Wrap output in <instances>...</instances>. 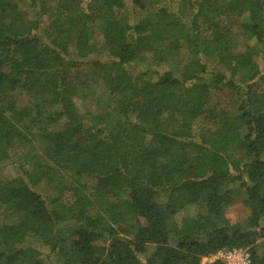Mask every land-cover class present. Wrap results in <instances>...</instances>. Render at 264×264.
Returning a JSON list of instances; mask_svg holds the SVG:
<instances>
[{
	"label": "trees",
	"instance_id": "trees-1",
	"mask_svg": "<svg viewBox=\"0 0 264 264\" xmlns=\"http://www.w3.org/2000/svg\"><path fill=\"white\" fill-rule=\"evenodd\" d=\"M0 206V264H264V0H0Z\"/></svg>",
	"mask_w": 264,
	"mask_h": 264
},
{
	"label": "rangeland",
	"instance_id": "rangeland-1",
	"mask_svg": "<svg viewBox=\"0 0 264 264\" xmlns=\"http://www.w3.org/2000/svg\"><path fill=\"white\" fill-rule=\"evenodd\" d=\"M216 94L214 95L216 101L219 97H222L220 92H215ZM221 95V96H220ZM25 100V99H24ZM220 101H224L221 100ZM25 102V101H24ZM23 102V103H24ZM1 172L6 175L7 177H15L17 175L16 173V169L14 167V165H7L5 167L1 168ZM3 214V206H0V219L2 218ZM227 214L229 217H231L233 220L235 221H239V222H244L248 215H249V209L247 208V206L244 205L242 199L238 198L236 199L232 205H230L227 208ZM42 249L44 251H48V249L46 247H42ZM202 262L204 264L208 263V259H204L202 260Z\"/></svg>",
	"mask_w": 264,
	"mask_h": 264
},
{
	"label": "built area",
	"instance_id": "built-area-1",
	"mask_svg": "<svg viewBox=\"0 0 264 264\" xmlns=\"http://www.w3.org/2000/svg\"><path fill=\"white\" fill-rule=\"evenodd\" d=\"M204 259L208 263L221 260L223 264H251V253L246 248L221 249Z\"/></svg>",
	"mask_w": 264,
	"mask_h": 264
}]
</instances>
